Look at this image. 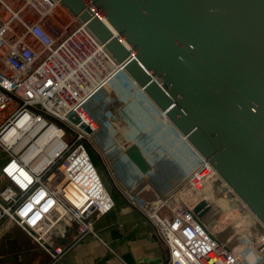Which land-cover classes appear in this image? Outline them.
Listing matches in <instances>:
<instances>
[{
	"label": "built area",
	"instance_id": "built-area-1",
	"mask_svg": "<svg viewBox=\"0 0 264 264\" xmlns=\"http://www.w3.org/2000/svg\"><path fill=\"white\" fill-rule=\"evenodd\" d=\"M19 2L16 11L3 3L10 17L0 18V226L20 229L50 264L63 259L62 248L51 245L60 227L76 225L80 235H95L92 221L109 212L114 199L93 157L118 192H125L118 171L127 158L121 148L115 156L104 153L97 130L113 118L110 106L124 101L129 118L154 133V144L167 153L164 160L189 157L162 203L144 212L167 252L166 264H241L217 235L242 225L245 259L262 263L264 225L186 138L162 122L144 91L79 18L60 0ZM56 10L66 23L52 17ZM93 105L104 111L100 122L88 114ZM143 134L136 135L138 142Z\"/></svg>",
	"mask_w": 264,
	"mask_h": 264
},
{
	"label": "water",
	"instance_id": "water-1",
	"mask_svg": "<svg viewBox=\"0 0 264 264\" xmlns=\"http://www.w3.org/2000/svg\"><path fill=\"white\" fill-rule=\"evenodd\" d=\"M60 1L264 225V0Z\"/></svg>",
	"mask_w": 264,
	"mask_h": 264
},
{
	"label": "crops",
	"instance_id": "crops-1",
	"mask_svg": "<svg viewBox=\"0 0 264 264\" xmlns=\"http://www.w3.org/2000/svg\"><path fill=\"white\" fill-rule=\"evenodd\" d=\"M116 107L114 103L110 106L116 118L130 119L125 109L118 111ZM160 151H152L149 155L143 153L152 167L151 173L156 172L155 178H143L126 158L120 162L124 171H118L125 192L111 190L103 179L114 199V207L92 221L95 235H80L76 225L57 229L53 245L62 248L63 259L56 264H166L167 252L156 240L144 212L152 204L153 197L173 187L176 174L189 162V157L184 156L182 161L164 160V153ZM168 153L174 155L171 151ZM143 184L147 185V191L142 190L145 186L140 189ZM44 264H50V260Z\"/></svg>",
	"mask_w": 264,
	"mask_h": 264
},
{
	"label": "rangeland",
	"instance_id": "rangeland-1",
	"mask_svg": "<svg viewBox=\"0 0 264 264\" xmlns=\"http://www.w3.org/2000/svg\"><path fill=\"white\" fill-rule=\"evenodd\" d=\"M3 3L9 6L12 10L16 11L20 2L19 0H2V3L0 2V18L6 20L10 17V13L5 8ZM23 17L24 18L30 17V12L25 14ZM52 17L63 24L68 21V18H66L63 14H60L59 10H56L53 13ZM121 105L126 106V103L119 104L117 102L116 108L119 111L125 108V107L122 108ZM99 107L93 105L87 108L89 109L88 110L89 116L90 117L92 116L93 118L97 119L96 122L98 121L100 122V119L103 117V113H104V111L102 112ZM159 116L162 122L165 123L168 126V128L174 129V127L169 123V121L164 117V115L161 114V112ZM157 119H158V115L155 116V121H157ZM114 121H116V113H113L112 123H114ZM108 123H109L108 120L105 119L104 126H99L97 130L98 140L102 143L104 153H106L107 155L115 156L118 153L117 151L125 143L131 144L132 141L137 143L138 139L136 135L138 136L139 134H142V132L144 133L143 138L140 140V142H138L139 143L138 146H140V151L142 152V154L148 153L149 155L151 154L152 151L161 150L159 145L154 144V133L153 132L148 133L147 131L143 130V128L142 129L139 128L138 126L141 125L138 122L134 123L133 120H130L127 117L122 116L119 120V124L116 127L115 124L110 125L111 130L109 128L108 129L106 128V124ZM180 137L181 136H179L178 134H175L174 140L176 139L179 140ZM160 152L167 154L166 151L164 150H161ZM4 158L5 156L3 155L2 152H0V165L4 161ZM93 158H94L93 161L96 167L98 168L99 174L101 175L102 179L105 180L107 187L109 186L110 189L113 190L114 188L111 185L110 181L108 180L105 171L99 165L98 159L95 156ZM148 164L150 165L149 162ZM182 169H179L178 174H176L175 176V180H176L174 182L175 184H177L178 179L184 175L183 173L184 168L182 167ZM151 171L152 170H150L147 173H141L140 171L139 172L143 176V178H148V177L150 178V176L152 177L154 176L155 178L156 172L154 171L153 174V172L151 173ZM2 182L3 181L0 179V187L2 185ZM144 186L145 184L141 185L140 189H142V187ZM146 186L142 190L147 191ZM142 190L141 193H143ZM164 193H160L156 198L153 197L152 199H157V201H159V199L162 200L163 199L162 196ZM149 205L150 207H147L145 210L147 211L154 210V208L156 207L151 203ZM245 232H246V227L242 225L241 227L234 228L233 230L231 229L227 230L223 235L219 233L217 237L220 238V240L224 244H226V246L229 249L234 250V254L236 255V257L238 258L241 264H250L245 259L247 255V252L245 251V246L243 245L242 242H239L240 237H242L243 234H245ZM51 245L54 246L53 242L51 243ZM47 259L50 260L49 256L42 250V248L39 245L33 243V241H31L29 237H27L20 229L12 225L0 226V264H44V262Z\"/></svg>",
	"mask_w": 264,
	"mask_h": 264
},
{
	"label": "bare ground",
	"instance_id": "bare-ground-1",
	"mask_svg": "<svg viewBox=\"0 0 264 264\" xmlns=\"http://www.w3.org/2000/svg\"><path fill=\"white\" fill-rule=\"evenodd\" d=\"M146 95V94H145ZM148 100L151 102V100L148 98ZM118 103L120 104V103H125V102H123V101H118ZM152 103V102H151ZM153 104V103H152ZM154 105V104H153ZM121 107L122 108H124V107H126V106H123V105H121ZM154 108H155V111L157 110L158 111V113L160 114V112H161V114H163L164 115V117L169 121V119L167 118V116H166V114L164 113V112H162V111H160L158 108H157V106H155L154 105ZM119 111V110H118ZM169 123L172 125V123L169 121ZM113 123H112V118L110 119V121H109V124H106V128L108 129H110L111 130V126L110 125H112ZM173 126V125H172ZM116 127V126H115ZM174 127V126H173ZM175 128V127H174ZM184 139H185V137L184 136H182ZM186 140V139H185ZM151 201H152V204L153 205H156L157 203H162V201L163 200H160L159 199V201H157V199H151ZM96 204L97 205H101V202H100V196H99V194H98V196L96 197ZM150 212L152 211V210H149Z\"/></svg>",
	"mask_w": 264,
	"mask_h": 264
},
{
	"label": "trees",
	"instance_id": "trees-1",
	"mask_svg": "<svg viewBox=\"0 0 264 264\" xmlns=\"http://www.w3.org/2000/svg\"><path fill=\"white\" fill-rule=\"evenodd\" d=\"M131 140H132V138H131Z\"/></svg>",
	"mask_w": 264,
	"mask_h": 264
}]
</instances>
